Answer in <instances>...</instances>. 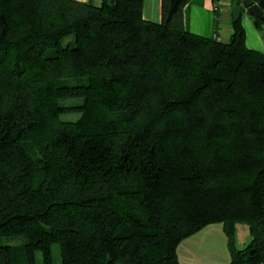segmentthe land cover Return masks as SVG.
<instances>
[{"label": "trees", "instance_id": "trees-1", "mask_svg": "<svg viewBox=\"0 0 264 264\" xmlns=\"http://www.w3.org/2000/svg\"><path fill=\"white\" fill-rule=\"evenodd\" d=\"M187 1L154 21L143 0H0V235L25 238L0 264L54 245L61 264H180L212 222L229 264L264 261V52L241 22L264 0H229L227 39L187 30Z\"/></svg>", "mask_w": 264, "mask_h": 264}, {"label": "crops", "instance_id": "crops-1", "mask_svg": "<svg viewBox=\"0 0 264 264\" xmlns=\"http://www.w3.org/2000/svg\"><path fill=\"white\" fill-rule=\"evenodd\" d=\"M213 5L214 0H188L182 10L184 27L202 35L227 39L232 32V6L229 0L217 10ZM142 16L159 21L161 0H143ZM241 22L246 45L264 52V28L254 24L246 8L241 12ZM177 256L180 264H229L230 253L222 222L209 223L183 238L178 244Z\"/></svg>", "mask_w": 264, "mask_h": 264}, {"label": "rangeland", "instance_id": "rangeland-1", "mask_svg": "<svg viewBox=\"0 0 264 264\" xmlns=\"http://www.w3.org/2000/svg\"><path fill=\"white\" fill-rule=\"evenodd\" d=\"M65 114H63L64 116ZM70 118L77 116L76 113L67 114ZM236 244L239 248L245 247L250 239L248 227L246 223H238L235 231ZM25 242L24 236L21 235H0V244L11 245L15 248H19ZM20 264H24L22 260H17ZM35 264L41 263V255L39 252L35 253ZM52 264H61L60 251L57 245L52 248Z\"/></svg>", "mask_w": 264, "mask_h": 264}, {"label": "water", "instance_id": "water-1", "mask_svg": "<svg viewBox=\"0 0 264 264\" xmlns=\"http://www.w3.org/2000/svg\"><path fill=\"white\" fill-rule=\"evenodd\" d=\"M246 11L254 17L259 18L264 23V12L257 3L251 4L246 7ZM232 12L234 16H237L241 12V6L239 4L232 5Z\"/></svg>", "mask_w": 264, "mask_h": 264}, {"label": "built area", "instance_id": "built-area-1", "mask_svg": "<svg viewBox=\"0 0 264 264\" xmlns=\"http://www.w3.org/2000/svg\"><path fill=\"white\" fill-rule=\"evenodd\" d=\"M226 0H214V5H213V8L215 10L219 9L220 6L222 5V3H224ZM259 264H264V261L259 263Z\"/></svg>", "mask_w": 264, "mask_h": 264}]
</instances>
